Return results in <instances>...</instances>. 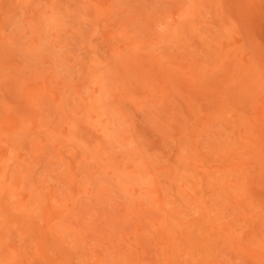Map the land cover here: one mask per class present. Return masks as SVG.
Here are the masks:
<instances>
[{"label": "rangeland", "instance_id": "rangeland-1", "mask_svg": "<svg viewBox=\"0 0 264 264\" xmlns=\"http://www.w3.org/2000/svg\"><path fill=\"white\" fill-rule=\"evenodd\" d=\"M263 62L264 0H0V264H264Z\"/></svg>", "mask_w": 264, "mask_h": 264}, {"label": "bare ground", "instance_id": "bare-ground-1", "mask_svg": "<svg viewBox=\"0 0 264 264\" xmlns=\"http://www.w3.org/2000/svg\"><path fill=\"white\" fill-rule=\"evenodd\" d=\"M161 1V0H160ZM81 2H82V0H81ZM204 4V3H203ZM184 6V5H183ZM182 6V7H183ZM204 6V5H203ZM192 7H194V6H192ZM81 8V7H80ZM190 8V7H189ZM195 8V7H194ZM192 9V8H191ZM87 10V9H86ZM189 11H190V9H189ZM97 13V12H96ZM202 14V13H201ZM155 16V15H154ZM47 17V16H46ZM215 18V17H214ZM217 18V17H216ZM191 19V18H190ZM229 19V18H228ZM227 19V20H228ZM196 21V20H195ZM218 22V21H217ZM51 26V25H50ZM221 26V25H220ZM192 29V28H191ZM209 29V28H208ZM246 30V29H245ZM244 30V31H245ZM251 31V30H250ZM189 32V31H188ZM249 33V32H248ZM246 34V33H245ZM133 36V35H132ZM252 36V35H251ZM178 38V37H177ZM189 40V39H188ZM249 40V39H248ZM127 41V40H126ZM243 41V40H242ZM197 42V41H196ZM195 42V43H196ZM208 43V42H207ZM244 44V43H243ZM251 44V46H252V43H250ZM258 44V43H257ZM234 45V44H233ZM90 46V45H89ZM199 46V45H198ZM235 47V46H234ZM259 47V46H258ZM33 48V47H32ZM214 48V47H213ZM248 48V47H247ZM136 49V48H135ZM155 49V48H154ZM204 49V48H203ZM233 48H231V50H232ZM137 50V49H136ZM185 51V50H184ZM117 52V51H116ZM212 52V51H211ZM149 53V52H148ZM229 53V52H228ZM147 54V53H146ZM150 54H152V52L150 53ZM154 54V53H153ZM173 56V55H172ZM201 56V55H200ZM227 56V55H226ZM151 57V56H150ZM154 57V56H153ZM230 57V56H229ZM221 59V58H220ZM222 59H224V58H222ZM238 59V58H237ZM154 60V59H153ZM225 60V59H224ZM252 60V59H251ZM134 61V60H133ZM231 61V60H230ZM250 62V61H249ZM124 63V62H123ZM140 63H142V62H140ZM191 63V62H190ZM193 63V62H192ZM235 63H236V61H235ZM264 63V62H263ZM195 64V63H194ZM211 64V63H210ZM232 64V63H231ZM94 65V64H93ZM191 65V64H190ZM221 65H223V64H221ZM235 65V64H234ZM237 65V64H236ZM146 66V65H145ZM230 66V65H229ZM249 66V65H248ZM220 67V66H219ZM251 67V66H250ZM121 68V67H120ZM119 68V69H120ZM145 68V67H144ZM191 68H193V67H191ZM203 68V67H202ZM207 68V67H206ZM240 68V67H239ZM248 68V67H247ZM263 68V67H262ZM157 69V68H156ZM175 69V68H174ZM199 69V68H198ZM234 69V68H233ZM123 70V69H122ZM127 70V69H126ZM176 70V69H175ZM193 70H194V68H193ZM197 70V69H196ZM199 70H201V69H199ZM235 70V69H234ZM238 70V69H237ZM256 70V69H255ZM141 71V70H140ZM191 71V70H190ZM206 71V70H205ZM222 71V70H221ZM227 71V70H226ZM232 71V70H231ZM247 71H249V70H247ZM127 72V71H126ZM193 72V71H192ZM214 72V71H213ZM148 73V72H147ZM195 72H193V74H194ZM203 73V72H202ZM201 73V74H202ZM229 73V72H228ZM237 73V72H236ZM260 73V72H259ZM139 75V74H138ZM146 77H147V75H146ZM193 77H194V75H193ZM201 77H202V75H201ZM260 77H261V75H260ZM262 77H263V75H262ZM28 78V77H27ZM100 78V77H99ZM139 78V77H138ZM150 78V77H149ZM196 78V77H195ZM195 78H194V80H195ZM200 78V77H199ZM259 78V77H258ZM97 79V78H96ZM201 79H203V78H201ZM207 79V78H206ZM145 80V79H144ZM154 80V79H153ZM168 80V79H167ZM211 80V79H210ZM233 80V79H232ZM262 80H264V78L262 79ZM104 81V80H103ZM138 81V80H137ZM151 81V80H150ZM196 81V80H195ZM169 82V81H168ZM206 82V81H205ZM226 82V81H225ZM232 82V81H231ZM256 82V81H255ZM255 82H253V84L255 83ZM264 82V81H263ZM146 83V82H145ZM185 83V82H184ZM222 83H223V81H222ZM236 83V82H235ZM147 84H148V82H147ZM146 84V85H147ZM169 84V83H168ZM189 84V83H188ZM227 84V82L225 83V85ZM241 84V83H240ZM242 84H244V82H242ZM248 84V83H247ZM106 85V84H105ZM171 85V84H170ZM223 85V84H222ZM250 85H251V83H250ZM112 86V85H111ZM140 86V85H139ZM141 86H143V85H141ZM145 86V85H144ZM148 86H150V85H148ZM172 86V85H171ZM236 86V85H235ZM235 86H233V87H235ZM242 86V85H241ZM244 86V85H243ZM257 86V85H256ZM263 86V85H262ZM147 87V86H146ZM166 87V86H165ZM174 87V86H173ZM172 87V88H173ZM253 87V86H252ZM260 87V86H259ZM115 88V87H114ZM126 88V87H125ZM141 88V87H140ZM149 88V87H148ZM159 88V87H158ZM172 88H170V89H172ZM209 88H210V86H209ZM232 88V87H231ZM253 88H255V86L253 87ZM262 88V87H261ZM146 89V88H145ZM225 89V88H224ZM150 90V89H149ZM213 90H215V89H213ZM103 91V90H102ZM109 91V90H108ZM148 91V90H147ZM177 91V90H176ZM155 92V91H154ZM173 92V91H172ZM179 92H181V91H179ZM210 92V91H209ZM262 92V91H261ZM112 93H113V91H112ZM151 93V92H150ZM235 93V92H234ZM243 93V92H242ZM259 93V92H258ZM155 94V93H154ZM183 94V93H182ZM240 94V93H239ZM248 94V93H247ZM251 94V93H250ZM120 95H121V93H120ZM196 95V94H195ZM249 95V94H248ZM262 95V94H261ZM260 95V96H261ZM128 96V95H127ZM163 96V95H162ZM66 97V96H65ZM107 97V96H106ZM105 97V98H106ZM124 97V96H123ZM137 97V96H136ZM196 97V96H195ZM110 98V97H109ZM113 98V97H112ZM222 98V97H221ZM242 98H244V97H242ZM258 98V97H257ZM93 99V98H92ZM119 99V98H118ZM129 99V98H128ZM207 99V98H206ZM238 99V98H237ZM247 99V98H246ZM250 99H251V97H250ZM107 100V99H106ZM181 100V99H180ZM239 100V99H238ZM243 100V99H242ZM113 101V100H112ZM147 101V100H146ZM230 101H232V100H230ZM254 101V100H253ZM40 102V101H39ZM143 102V101H142ZM155 102V101H154ZM222 102H223V100H222ZM237 102V101H236ZM243 102V101H242ZM99 103V102H98ZM145 103V102H144ZM226 103V102H225ZM239 103V102H238ZM198 105V104H197ZM238 105H241V103L240 104H237V106ZM255 105V104H254ZM102 106V105H101ZM221 106V105H220ZM188 107V106H187ZM218 108V107H217ZM248 108H249V106H248ZM255 108V107H254ZM221 109V108H220ZM250 109V108H249ZM195 110V109H194ZM216 110V109H215ZM154 111V110H153ZM221 112V111H220ZM100 114V113H99ZM213 114V113H212ZM223 114V113H222ZM221 114V115H222ZM226 114V113H225ZM250 114V113H249ZM191 115V114H190ZM224 115V114H223ZM216 116V115H215ZM218 117V116H217ZM219 117H221V116H219ZM218 117V118H219ZM224 117V116H223ZM192 118H194V117H192ZM245 118V117H244ZM247 118V117H246ZM253 118V117H252ZM206 119H208V118H206ZM211 119H213V117L211 118ZM215 119V118H214ZM154 120V119H153ZM214 121V120H213ZM218 121H220L221 122V119L220 120H218ZM225 121H228V120H226L225 119ZM255 121H256V119H255ZM242 122V121H241ZM77 123V122H76ZM75 123V124H76ZM87 123V122H86ZM206 123V122H205ZM214 123V122H213ZM217 123V122H216ZM228 123V122H227ZM196 124V123H195ZM175 125V124H174ZM193 125V124H192ZM98 126V125H97ZM181 127V126H180ZM252 127V126H251ZM223 128V127H222ZM235 128V127H234ZM243 128V127H242ZM204 129V128H203ZM161 131V130H160ZM4 132V131H3ZM235 132V131H234ZM245 132H248L247 130L245 131ZM69 133V132H68ZM205 133H207V132H205ZM216 133V132H215ZM231 134V133H230ZM256 135V134H255ZM69 136V135H68ZM252 136V135H251ZM103 137H105V136H103ZM259 137V136H258ZM8 138V137H7ZM103 141V140H102ZM10 142V141H9ZM237 142V141H236ZM257 142V141H256ZM199 143V142H198ZM214 143V142H213ZM246 143V142H245ZM255 143V142H254ZM259 143H260V141H259ZM238 144V143H237ZM261 146V145H260ZM103 147V146H102ZM235 147H238V146H235ZM262 147V146H261ZM260 147V148H261ZM264 147V146H263ZM206 148H208V147H206ZM253 148V147H252ZM260 148H258V149H255L256 151L257 150H259ZM229 150V149H228ZM141 151V150H140ZM200 151H201V149H200ZM136 152V151H135ZM210 152V151H209ZM235 152V151H234ZM249 152H251V150H249ZM248 152V153H249ZM201 153V152H200ZM245 153V152H244ZM254 153V152H253ZM136 155H137V153H135ZM142 154V153H141ZM210 154V153H209ZM255 154V153H254ZM257 154V153H256ZM255 154V155H256ZM202 155V154H201ZM220 155V154H219ZM226 155V154H225ZM215 156V155H214ZM213 156V157H214ZM231 156V155H230ZM233 156H234V154H233ZM247 156H248V154H247ZM252 156V155H251ZM250 156V157H251ZM103 157H105V156H103ZM139 157V156H138ZM222 157V156H221ZM232 157V156H231ZM253 157H254V155H253ZM256 157V156H255ZM102 158V157H101ZM188 159H190V158H188ZM192 159V158H191ZM248 159H249V157H248ZM245 160V159H244ZM247 160V159H246ZM258 160H259V158H258ZM190 161V160H189ZM260 161V160H259ZM128 162H129V160H128ZM135 162V161H134ZM216 162V161H215ZM257 162V161H256ZM255 162V163H256ZM221 163H224L223 161L221 162ZM250 163V162H249ZM258 163V162H257ZM260 163V162H259ZM142 164V163H141ZM215 164V163H214ZM227 165H228V163H226ZM232 164V163H231ZM253 165V164H252ZM255 165V164H254ZM258 165H261V164H258ZM264 165V164H263ZM218 166V165H217ZM122 167H123V165H122ZM264 167V166H263ZM144 168V167H143ZM243 168V167H242ZM261 168H262V166H261ZM122 169V168H121ZM137 169V168H136ZM259 170V169H258ZM119 171H122V170H119ZM205 171V170H204ZM144 173V172H143ZM210 173V172H209ZM231 174H232V172H230ZM208 173H206V175H207ZM213 174V173H212ZM241 174H242V172H241ZM261 174V173H260ZM209 175H211V174H209ZM263 175V174H262ZM154 176V175H153ZM185 176V175H184ZM221 176V175H220ZM264 176V175H263ZM217 178V177H216ZM231 178V177H230ZM229 180V179H228ZM241 180V179H240ZM188 181V180H187ZM174 182V181H173ZM179 182H181V181H179ZM239 183V182H238ZM130 184V183H129ZM180 184V183H179ZM184 184V183H183ZM242 184V183H241ZM132 185V184H131ZM177 186V185H176ZM132 187V186H131ZM176 188V187H175ZM223 188V187H222ZM226 188V187H225ZM229 188V187H228ZM244 189H245V187H244ZM243 190V189H242ZM175 191H176V189H175ZM178 191H179V189H178ZM177 191V192H178ZM243 192V191H242ZM231 194V193H230ZM185 195V194H184ZM180 196H181V194H180ZM193 196V195H192ZM235 196V195H234ZM238 196V195H237ZM176 197H177V195H176ZM186 197V196H185ZM230 198V197H229ZM244 198V197H243ZM246 198V197H245ZM212 200V199H211ZM173 202V201H172ZM205 202V201H204ZM220 202V201H219ZM241 202V201H240ZM242 204V203H241ZM164 205V204H163ZM187 206V205H186ZM205 206V205H204ZM219 206V205H218ZM180 207V206H179ZM180 210V209H179ZM180 212V211H179ZM183 212V211H182ZM202 213V212H201ZM171 214V213H170ZM173 215V214H172ZM171 215V216H172ZM208 215V214H207ZM175 216V218H176V215H174ZM240 216V215H239ZM173 217V216H172ZM178 217V216H177ZM180 217V216H179ZM182 217V216H181ZM233 217V216H232ZM170 218V217H169ZM179 219V218H178ZM244 219V218H243ZM170 220V219H169ZM177 220V219H176ZM208 220V219H207ZM119 221V220H118ZM165 221V220H164ZM210 222V221H209ZM212 224H213V222H212ZM223 225V224H222ZM180 226V225H179ZM199 227V226H198ZM203 228V227H202ZM177 229V228H176ZM179 229V228H178ZM145 230V229H144ZM169 230H171V229H169ZM198 230H199V228H198ZM195 231V230H194ZM205 231V230H204ZM190 235V234H189ZM201 235V234H200ZM224 235V234H223ZM170 238V237H169ZM231 238V237H230ZM244 238V237H243ZM220 240V239H219ZM176 241V240H175ZM170 242V241H169ZM251 243V242H250ZM169 246V245H168ZM176 246V245H175ZM219 246V245H218ZM188 247V246H187ZM191 247V246H190ZM174 249H176V248H174ZM205 249V248H204ZM131 250V249H130ZM178 251H180L179 249H177ZM132 251V250H131ZM172 251V250H171ZM182 251V250H181ZM166 252V251H165ZM175 252V251H174ZM186 253H188V252H186ZM132 254V253H131ZM180 255V254H179ZM207 255H209V254H207ZM13 257V256H12ZM202 261H205V260H202ZM123 263V262H122ZM185 263V262H184ZM13 264V263H12Z\"/></svg>", "mask_w": 264, "mask_h": 264}]
</instances>
